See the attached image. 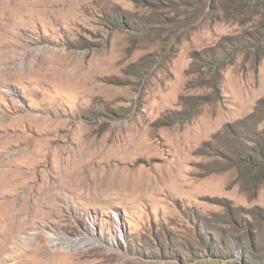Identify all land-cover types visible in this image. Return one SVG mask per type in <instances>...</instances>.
<instances>
[{
  "label": "rangeland",
  "instance_id": "obj_1",
  "mask_svg": "<svg viewBox=\"0 0 264 264\" xmlns=\"http://www.w3.org/2000/svg\"><path fill=\"white\" fill-rule=\"evenodd\" d=\"M21 1L0 11V68L22 71L0 81V264L264 253L242 161L264 129V0Z\"/></svg>",
  "mask_w": 264,
  "mask_h": 264
},
{
  "label": "trees",
  "instance_id": "obj_2",
  "mask_svg": "<svg viewBox=\"0 0 264 264\" xmlns=\"http://www.w3.org/2000/svg\"><path fill=\"white\" fill-rule=\"evenodd\" d=\"M200 4V3H199ZM214 9V4L212 5ZM202 14V8L200 10H193L190 12L189 16L187 15L185 21L190 20V18H194L195 20H198ZM254 117V114L251 113L247 116L248 120H251ZM261 134L259 139H254V142L256 143V149L253 150L251 156H247L246 159H243V165L248 170H253L255 173H258V176L264 180V129H262L260 132ZM253 250L256 252L255 248L251 244ZM247 264H264V253H256L252 254L249 257V261L245 262Z\"/></svg>",
  "mask_w": 264,
  "mask_h": 264
},
{
  "label": "bare ground",
  "instance_id": "obj_3",
  "mask_svg": "<svg viewBox=\"0 0 264 264\" xmlns=\"http://www.w3.org/2000/svg\"><path fill=\"white\" fill-rule=\"evenodd\" d=\"M8 0H0V11L1 10H3V9H6V8H8L9 6H8V3L6 4V2H7ZM21 3L23 4V5H28V6H25V8L26 9H29V3L28 2H25V0L24 1H21ZM12 24V23H11ZM2 25H3V27H2ZM8 25H10L9 23H1V25H0V34L2 33V32H4V31H6V27L8 26ZM3 40V39H2ZM0 41H1V39H0ZM2 43V42H1ZM1 47H2V45H0V54H4L5 52H7L6 50H3V49H1ZM6 60V59H5ZM6 62V61H5ZM14 70V69H13ZM22 72V71H21ZM21 72H19V73H21ZM18 73V74H19ZM18 74L17 73H15V72H13L12 71V69H8L7 67H2V68H0V81L1 80H3V78L5 79V78H10V77H12V78H14V77H17L18 76ZM19 77H23V75H21V76H19ZM25 77V76H24ZM23 77V78H24ZM28 77V76H27ZM26 77V78H27ZM27 117H29L26 113H23V114H21V115H17V117H13L12 119L13 120H17V119H19L20 121H25V119L27 118ZM12 120V121H13ZM16 123H18V122H16ZM5 124V123H4ZM17 127V126H16ZM16 131V130H15ZM6 133V132H5ZM23 133V132H22ZM26 136V134L25 135H23V137H25ZM12 137V136H11ZM22 137V138H23ZM4 138V137H3ZM29 139V138H28ZM27 142V141H26ZM28 143V142H27ZM2 142H0V146H2ZM26 144V143H25ZM22 152L23 151H27V147H24L23 148V150H21ZM24 153V152H23ZM27 154V153H26ZM24 155V154H23ZM12 160V159H11ZM10 160V161H11ZM5 162H8V161H5ZM86 235V234H85ZM94 240V238L92 237V235H90V234H87L86 236H80V237H75V238H70V237H66V236H61V237H58V236H52V235H50V242H51V244H53V245H57L58 243L59 244H61L64 248H67V247H69V245H73L75 242H79L80 244H84V243H87V242H90V241H92V242H94L93 241ZM36 244H38V243H36Z\"/></svg>",
  "mask_w": 264,
  "mask_h": 264
}]
</instances>
